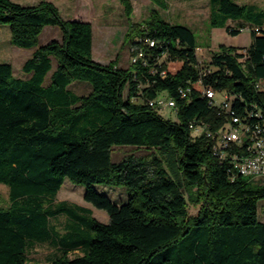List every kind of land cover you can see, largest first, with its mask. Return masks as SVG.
<instances>
[{"label":"trees","instance_id":"16d2710c","mask_svg":"<svg viewBox=\"0 0 264 264\" xmlns=\"http://www.w3.org/2000/svg\"><path fill=\"white\" fill-rule=\"evenodd\" d=\"M209 6L211 26L235 20L226 25L231 34L248 26L249 45L221 44L202 63L192 29L154 14L128 39L144 49L140 39H154L148 64L124 68L93 59L89 21L63 18L49 0H0V23L9 27L11 43L35 47L22 65L27 78L0 62V183L9 190V204L0 206V264H264L258 215L264 179L232 171L204 134L192 136L193 119L222 118L195 88L188 98L178 91L201 78L235 94L239 111L251 101L261 105L264 91L254 83L264 81V8L234 0H209ZM49 25L59 27L60 39L39 44ZM205 66L213 70L202 75ZM74 84L88 91L76 93ZM163 93L175 100L177 121L131 100ZM121 144L154 152L112 161V147ZM65 178L84 186V200L104 209L107 222L82 205L55 202ZM98 184L125 187L127 201L116 203ZM188 204L197 207L194 214ZM61 215L66 224L59 234L50 220ZM44 242L56 248L55 257L30 262L27 249ZM76 250L81 254L69 256Z\"/></svg>","mask_w":264,"mask_h":264},{"label":"rangeland","instance_id":"374dc122","mask_svg":"<svg viewBox=\"0 0 264 264\" xmlns=\"http://www.w3.org/2000/svg\"><path fill=\"white\" fill-rule=\"evenodd\" d=\"M22 4H35L40 0H14ZM50 1V0H49ZM126 1L130 4V11H126ZM166 5L156 3L155 0H51L60 11L63 18L70 19L81 17L88 20L93 32V59L94 57L102 63L117 61L118 66L127 68L130 66L132 56L131 45L128 42L134 27H142L145 21L157 14L161 18L174 24L189 26L196 38L197 56L201 62L209 61L212 52L219 49L221 44L225 46H248L251 40L250 28L241 29L237 34L226 31V25H237V21L228 19L224 25H210L209 0H164ZM238 3H253L258 8H264V0H234ZM61 32L58 26H45L39 35V44L51 39L59 40ZM35 47L21 48L10 41V32L7 25L0 23V62H9L12 65L13 75L27 78L28 73L22 70V65L29 58ZM170 68L172 64H168ZM55 60L53 59V68ZM48 80V77L46 81ZM76 83L89 82L77 80ZM76 93H86L88 88L83 84H74L71 87ZM219 96V95H218ZM160 114L164 118L177 121L178 117L172 108L163 109ZM154 149L136 147L129 144L114 145L112 147L111 159L118 161L124 156L151 155ZM264 179V178H260ZM97 189L106 193L116 203L127 201L128 191L122 186H111L105 184L96 185ZM8 187L0 183V206L6 207L9 204ZM84 186L65 178L56 201L66 200L87 207L91 210L92 216L102 222L108 221V214L104 209L95 207L83 198ZM197 207L188 204V212L194 214ZM258 215L264 221V198L258 200ZM50 224L59 234L65 230L66 219L58 216L50 220ZM56 248L48 242L34 243L26 251L30 262L46 263L52 260ZM81 254V250L71 251L69 256Z\"/></svg>","mask_w":264,"mask_h":264},{"label":"built area","instance_id":"2783aa9c","mask_svg":"<svg viewBox=\"0 0 264 264\" xmlns=\"http://www.w3.org/2000/svg\"><path fill=\"white\" fill-rule=\"evenodd\" d=\"M140 40L146 44L147 49L131 47L130 63L133 65H147L150 56L148 49L155 45L154 39ZM240 52L246 56V49ZM211 70L213 67L205 66L201 74L206 75ZM154 71L155 68L150 69V72ZM160 74L165 76L167 71L162 69ZM254 87L264 91V81L256 80ZM194 88L199 95L208 99L209 105L217 110L222 119H193L189 123L192 136L204 134L211 141L213 154L221 161L227 159L232 171L245 177L264 178V102L260 105L257 101H251L241 106L242 111H239V108L233 106V99L237 98L235 94L205 85L201 78L196 83L188 82L179 87L180 97L188 98ZM131 100L144 102L158 112L165 108H172L175 112L178 110L175 100L166 93L144 99L132 96Z\"/></svg>","mask_w":264,"mask_h":264},{"label":"crops","instance_id":"0c3cea01","mask_svg":"<svg viewBox=\"0 0 264 264\" xmlns=\"http://www.w3.org/2000/svg\"><path fill=\"white\" fill-rule=\"evenodd\" d=\"M51 1V0H50ZM74 18H81V17H74ZM83 19V18H82ZM88 21V20H87ZM93 39H92V57H93ZM94 60H96V61H98L99 62V60H97L95 57H94ZM102 63V62H101Z\"/></svg>","mask_w":264,"mask_h":264}]
</instances>
